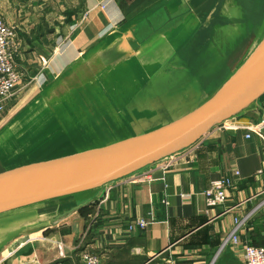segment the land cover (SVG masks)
I'll return each mask as SVG.
<instances>
[{
	"label": "water",
	"instance_id": "water-1",
	"mask_svg": "<svg viewBox=\"0 0 264 264\" xmlns=\"http://www.w3.org/2000/svg\"><path fill=\"white\" fill-rule=\"evenodd\" d=\"M257 112L264 0H157L0 125V249Z\"/></svg>",
	"mask_w": 264,
	"mask_h": 264
},
{
	"label": "crops",
	"instance_id": "crops-1",
	"mask_svg": "<svg viewBox=\"0 0 264 264\" xmlns=\"http://www.w3.org/2000/svg\"><path fill=\"white\" fill-rule=\"evenodd\" d=\"M155 1L0 0V18L15 28V64L23 75L0 125ZM235 171L239 180L227 203L207 212L202 193ZM258 171H263L261 178L255 179ZM146 177L153 180L115 184L83 210L14 238L0 249V264H81L84 254L95 255L100 264H160L168 258L176 264H242L239 252L219 247L233 229V219L246 216L240 241L264 246V129L259 113L227 122ZM228 209L232 211L221 215ZM136 220H145L146 229L129 230Z\"/></svg>",
	"mask_w": 264,
	"mask_h": 264
},
{
	"label": "built area",
	"instance_id": "built-area-1",
	"mask_svg": "<svg viewBox=\"0 0 264 264\" xmlns=\"http://www.w3.org/2000/svg\"><path fill=\"white\" fill-rule=\"evenodd\" d=\"M85 14L83 20L86 18ZM18 53V45L16 42L15 28L8 25L2 18H0V115L4 112L6 106L11 102L15 96V89L20 87L22 82V73L18 70L15 59ZM226 125L223 124L220 129ZM262 127V126H261ZM263 128V127H262ZM249 138V136H247ZM170 162V161H169ZM167 163V162H166ZM263 171H258L255 179L261 178ZM146 175L137 177L129 182L137 179L147 178ZM153 180V178H147ZM236 180H239L237 171L233 172L231 177L221 178L210 183L208 188L202 193L205 199L207 212L215 210L228 201V193L236 189ZM248 200V199H245ZM243 200L237 207H240ZM234 209V208H233ZM232 209L225 210L221 215L229 213ZM248 216L244 218L235 217L233 219L234 227L225 240L219 247V251L229 246L239 252L242 264H264V246H252L244 244L239 239V231L247 221ZM133 227H138L140 230H145L147 223L145 220H136L128 226L131 230ZM81 264H100L98 258L92 254H84L81 258ZM160 264H176L175 260L168 258L162 260Z\"/></svg>",
	"mask_w": 264,
	"mask_h": 264
},
{
	"label": "rangeland",
	"instance_id": "rangeland-1",
	"mask_svg": "<svg viewBox=\"0 0 264 264\" xmlns=\"http://www.w3.org/2000/svg\"><path fill=\"white\" fill-rule=\"evenodd\" d=\"M136 11H137V10H133V13H135ZM130 13H131V12H130ZM128 15H130V14H128ZM84 16H85V15H84ZM25 98H26V97H25ZM25 98H24V99H25ZM24 99H21L19 102L23 101ZM16 107H18V105H17ZM16 107H15V108H16ZM2 116H3V115H0L1 118H2Z\"/></svg>",
	"mask_w": 264,
	"mask_h": 264
}]
</instances>
